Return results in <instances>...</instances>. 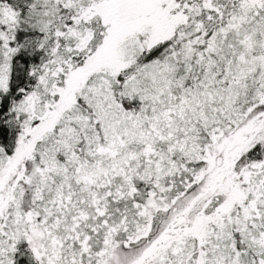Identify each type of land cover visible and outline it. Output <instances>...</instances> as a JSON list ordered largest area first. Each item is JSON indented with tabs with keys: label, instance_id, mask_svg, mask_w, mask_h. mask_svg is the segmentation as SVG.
Segmentation results:
<instances>
[{
	"label": "snow or ice",
	"instance_id": "obj_1",
	"mask_svg": "<svg viewBox=\"0 0 264 264\" xmlns=\"http://www.w3.org/2000/svg\"><path fill=\"white\" fill-rule=\"evenodd\" d=\"M0 264H264V0H0Z\"/></svg>",
	"mask_w": 264,
	"mask_h": 264
}]
</instances>
